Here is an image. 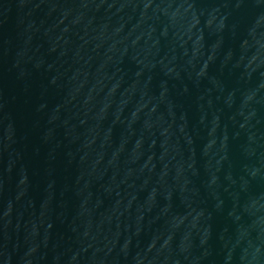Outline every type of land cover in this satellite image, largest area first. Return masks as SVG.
Returning a JSON list of instances; mask_svg holds the SVG:
<instances>
[{
	"label": "water",
	"instance_id": "95a60500",
	"mask_svg": "<svg viewBox=\"0 0 264 264\" xmlns=\"http://www.w3.org/2000/svg\"><path fill=\"white\" fill-rule=\"evenodd\" d=\"M0 264H264V0H0Z\"/></svg>",
	"mask_w": 264,
	"mask_h": 264
}]
</instances>
